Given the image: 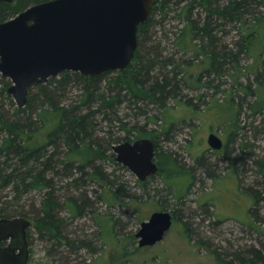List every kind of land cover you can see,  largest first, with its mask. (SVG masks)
<instances>
[{
	"label": "trees",
	"instance_id": "trees-1",
	"mask_svg": "<svg viewBox=\"0 0 264 264\" xmlns=\"http://www.w3.org/2000/svg\"><path fill=\"white\" fill-rule=\"evenodd\" d=\"M44 1L48 0L0 1V22ZM184 1H188L189 5L185 12L187 22L179 30L174 42L185 52L204 54L210 59V66L194 81L193 75L190 74V78L185 76L183 68V64H192V61L164 54L165 47L156 35V27L160 24L158 13L164 15L165 9L172 3ZM218 1L154 0L148 18L139 27L135 57L125 70H109L94 76L64 71L46 83L31 87L25 106L15 103L8 92L12 81L0 73V217L32 216L42 225L40 231L55 239V245L60 248L57 261L70 264L75 259L72 256L82 248L87 247L92 251L95 248L86 240L69 238L64 227L65 218L60 216L59 209L67 207L74 216L89 212L100 227L99 235L103 237L112 221L109 215H94L97 209L89 190H82L77 196L71 184L80 190L86 187L88 178L100 181L108 190L106 195L100 193L96 198L110 206L122 207L130 194L127 184L116 174L117 169L107 172L102 164L108 158L125 167L115 158L112 151L115 144L142 137L152 138L159 165L158 173L152 175V178L162 176L169 187L175 186L176 180L180 178L195 180L191 169L182 168L175 152L163 149L161 140L166 132L139 127V118L147 114L151 103L164 107L168 98L178 99L185 88L196 89L201 83L210 86L213 74L241 70L239 64L242 55H251L248 49L254 39L259 40L262 45L260 55H264V10L261 9H264V0ZM194 4L203 6L205 13L199 12L194 17ZM249 17H253L255 22L249 24ZM231 22H242L245 32L241 40L235 41L234 46L219 37V33L225 32ZM204 76L207 79L205 82ZM73 84L79 87V91L72 95L70 88ZM261 87L262 84L259 91L251 89L252 93L259 94L249 105L251 116L264 113V87ZM234 101L233 98V101L221 107L223 109L227 105L226 118L231 122V127L243 129L234 115ZM125 109L131 112L133 122L125 121L129 116L124 113ZM234 136L233 133L231 139ZM204 160L202 156L197 162L207 175L213 177V171ZM254 164L261 180L258 184L260 188L249 190L255 202L252 211L257 215L256 208L264 201V156L255 159ZM77 169L82 172L81 178L74 177L72 182L65 185L68 194L59 196L57 192L63 187L60 184L62 178L72 177ZM151 177L142 183L148 184ZM34 190L44 192L45 197L39 205L24 198ZM182 198L184 196L179 200ZM113 220L114 232L118 220ZM63 243L67 249L62 248ZM247 252L243 255L234 252L230 260H221L220 254L218 258L222 264H264V244L260 249L254 248Z\"/></svg>",
	"mask_w": 264,
	"mask_h": 264
},
{
	"label": "rangeland",
	"instance_id": "rangeland-1",
	"mask_svg": "<svg viewBox=\"0 0 264 264\" xmlns=\"http://www.w3.org/2000/svg\"><path fill=\"white\" fill-rule=\"evenodd\" d=\"M188 7V1L172 3L165 9L166 14L158 13L160 24L156 27V35L165 47L164 54L192 61V64H183V68L185 76L190 78V74L193 75L194 81L210 66V59L204 54L185 52L174 42L187 22L185 12ZM199 12L205 13L203 6L194 4V17ZM247 21L252 24L255 19L249 17ZM226 29L219 33V37L230 46L245 35L242 22H231ZM261 50L259 40L254 39L248 49L251 55H242L241 70L213 74L210 86L201 83L196 89L185 88L178 99L168 98L164 107L151 103L147 114L140 116L139 127L166 132L161 140L163 149L175 152L182 168L191 169L195 180L180 178L175 186L169 187L162 176L156 175L144 185L127 167L107 158L102 161L107 172L117 169L116 174L130 190L122 207L98 201L96 195L108 190L98 180L87 177L86 187L80 190L71 184L77 196L82 190H89L97 209L94 215H109L112 221L103 237L89 212L74 216L67 207L59 209L60 216L65 218L64 227L69 238L86 240L95 248L93 251L82 248L72 256L76 260L70 264H222L221 260H230L234 252L243 255L248 250L261 248L264 244V201L257 206L256 215L252 211L255 202L249 190L260 188L261 180L254 160L264 156V113L251 116L249 107L259 95L252 93L251 89L259 91L260 84L264 87V55H260ZM205 77L203 82L207 81ZM247 86L250 87L247 89ZM70 90L73 95L79 87L73 84ZM233 98L234 115L243 129L232 128L226 118L227 105L221 107ZM124 113L129 114L125 121L133 122L131 112L125 109ZM104 126L107 130L105 122ZM212 132L223 139L224 148L214 150L210 147L208 137ZM233 133L235 136L231 139ZM202 156L213 171V177L207 175L197 162ZM81 176L82 172L77 169L72 177L62 178L60 184L63 187L57 192L59 196L68 194L65 185ZM181 196L184 198L179 200ZM44 197V192L34 190L24 198L39 205ZM157 210H168L173 215L175 212L174 223L162 241L141 247L136 233L141 223ZM29 218L32 220L28 229L29 263L64 264V261H57L60 248L55 245V239L49 238L44 231L42 233V225L32 216ZM114 218L118 220V226L113 232ZM65 246L63 243L62 248L67 249Z\"/></svg>",
	"mask_w": 264,
	"mask_h": 264
},
{
	"label": "water",
	"instance_id": "water-1",
	"mask_svg": "<svg viewBox=\"0 0 264 264\" xmlns=\"http://www.w3.org/2000/svg\"><path fill=\"white\" fill-rule=\"evenodd\" d=\"M153 6L154 0H48L0 22V73L12 81L8 92L18 106H25L31 87L64 71L94 76L125 70L136 54L139 27ZM208 143L219 150L224 141L212 132ZM155 149L149 137L113 146L116 160L141 181L159 171ZM173 223L171 211H154L136 233L139 246L162 241ZM31 225L25 216L0 217V264H29Z\"/></svg>",
	"mask_w": 264,
	"mask_h": 264
},
{
	"label": "flooded vegetation",
	"instance_id": "flooded-vegetation-1",
	"mask_svg": "<svg viewBox=\"0 0 264 264\" xmlns=\"http://www.w3.org/2000/svg\"><path fill=\"white\" fill-rule=\"evenodd\" d=\"M31 227V226H30ZM29 229V228H28ZM28 229H27V240H28V247H29V254L31 256V248H30V239H29V233H28ZM9 244V240H6L3 242L4 246H7ZM30 256H29V260H30ZM29 262V261H28ZM30 264V263H29Z\"/></svg>",
	"mask_w": 264,
	"mask_h": 264
},
{
	"label": "bare ground",
	"instance_id": "bare-ground-1",
	"mask_svg": "<svg viewBox=\"0 0 264 264\" xmlns=\"http://www.w3.org/2000/svg\"><path fill=\"white\" fill-rule=\"evenodd\" d=\"M223 146H224V144H223ZM155 148H156V146H155ZM222 148H223V147H222ZM222 148H221V149H222ZM155 150H156V149H155ZM219 150H220V149H219ZM156 161H157V160H156ZM157 163H158V162H157Z\"/></svg>",
	"mask_w": 264,
	"mask_h": 264
}]
</instances>
